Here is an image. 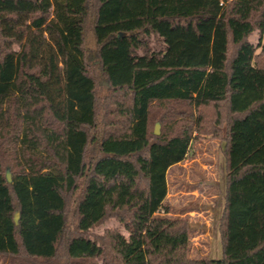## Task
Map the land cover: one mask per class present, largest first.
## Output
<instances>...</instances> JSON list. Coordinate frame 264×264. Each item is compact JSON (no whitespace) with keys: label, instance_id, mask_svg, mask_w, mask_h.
<instances>
[{"label":"trees","instance_id":"16d2710c","mask_svg":"<svg viewBox=\"0 0 264 264\" xmlns=\"http://www.w3.org/2000/svg\"><path fill=\"white\" fill-rule=\"evenodd\" d=\"M206 136L220 259L165 203ZM0 264H264V0H0Z\"/></svg>","mask_w":264,"mask_h":264},{"label":"rangeland","instance_id":"374dc122","mask_svg":"<svg viewBox=\"0 0 264 264\" xmlns=\"http://www.w3.org/2000/svg\"><path fill=\"white\" fill-rule=\"evenodd\" d=\"M251 41L256 44V34ZM163 111L162 107L153 110V132L156 125H159L160 134L170 130L168 123L160 119ZM223 146L209 136L201 138L193 143L186 160L172 167L167 176L169 193L165 203L170 208L168 217L188 221L190 254L194 259H220L222 255L218 227L225 189ZM107 229H117L128 236L113 219L104 221L94 233L102 235Z\"/></svg>","mask_w":264,"mask_h":264},{"label":"water","instance_id":"95a60500","mask_svg":"<svg viewBox=\"0 0 264 264\" xmlns=\"http://www.w3.org/2000/svg\"><path fill=\"white\" fill-rule=\"evenodd\" d=\"M155 134H156V135H159V134H160L159 125H156V127H155ZM8 179H9V181H11V180H10V174H9V172H8ZM15 221H16V224H18V221H19V214L16 215V217H15Z\"/></svg>","mask_w":264,"mask_h":264}]
</instances>
